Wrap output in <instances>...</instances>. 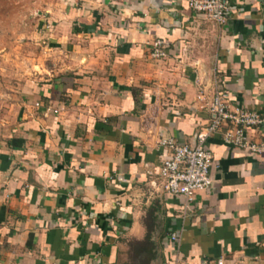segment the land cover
Returning a JSON list of instances; mask_svg holds the SVG:
<instances>
[{
  "label": "crops",
  "instance_id": "crops-1",
  "mask_svg": "<svg viewBox=\"0 0 264 264\" xmlns=\"http://www.w3.org/2000/svg\"><path fill=\"white\" fill-rule=\"evenodd\" d=\"M189 1L36 0L37 61L0 109V264H131L147 240L150 264H173L171 233L180 264H264V155L221 131L210 190L161 189L160 142L196 145L217 84L264 112V0H229L225 26ZM156 39L168 58L151 56Z\"/></svg>",
  "mask_w": 264,
  "mask_h": 264
},
{
  "label": "built area",
  "instance_id": "built-area-1",
  "mask_svg": "<svg viewBox=\"0 0 264 264\" xmlns=\"http://www.w3.org/2000/svg\"><path fill=\"white\" fill-rule=\"evenodd\" d=\"M189 7L206 22L219 26L228 24L231 11L229 0H190ZM170 47L168 41L156 39L151 45V56L157 60L166 59L169 57ZM197 100L206 102L208 98L201 92ZM205 105L210 123L198 134L196 145H179L174 139L160 142L161 148L172 153L160 169L163 181L161 189L168 195L184 197L189 202L194 200L197 193L206 192L213 185L210 173L213 153L208 143L221 131H224L223 139L226 144L249 154L264 155V142L253 141L251 137V133L264 129V112L231 107L226 90L219 84L215 87L213 97ZM36 106L41 107V104ZM153 185L157 187L156 182ZM168 239L178 256L173 264H180L181 237L177 233H171ZM217 264H225V260L220 259Z\"/></svg>",
  "mask_w": 264,
  "mask_h": 264
},
{
  "label": "rangeland",
  "instance_id": "rangeland-1",
  "mask_svg": "<svg viewBox=\"0 0 264 264\" xmlns=\"http://www.w3.org/2000/svg\"><path fill=\"white\" fill-rule=\"evenodd\" d=\"M36 0H0V109L17 101L38 57Z\"/></svg>",
  "mask_w": 264,
  "mask_h": 264
},
{
  "label": "trees",
  "instance_id": "trees-1",
  "mask_svg": "<svg viewBox=\"0 0 264 264\" xmlns=\"http://www.w3.org/2000/svg\"><path fill=\"white\" fill-rule=\"evenodd\" d=\"M131 264H150L153 258V244L150 240L131 242Z\"/></svg>",
  "mask_w": 264,
  "mask_h": 264
}]
</instances>
